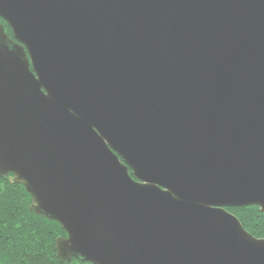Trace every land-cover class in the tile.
<instances>
[{
    "label": "water",
    "instance_id": "obj_1",
    "mask_svg": "<svg viewBox=\"0 0 264 264\" xmlns=\"http://www.w3.org/2000/svg\"><path fill=\"white\" fill-rule=\"evenodd\" d=\"M0 177L58 259L264 264V0H0Z\"/></svg>",
    "mask_w": 264,
    "mask_h": 264
},
{
    "label": "trees",
    "instance_id": "obj_2",
    "mask_svg": "<svg viewBox=\"0 0 264 264\" xmlns=\"http://www.w3.org/2000/svg\"><path fill=\"white\" fill-rule=\"evenodd\" d=\"M6 32L14 38L8 22L0 17ZM0 177V264H92L73 258L58 259L56 241L67 236L60 222L35 213L33 198L23 183ZM252 235L264 238V212L258 205L230 207Z\"/></svg>",
    "mask_w": 264,
    "mask_h": 264
}]
</instances>
